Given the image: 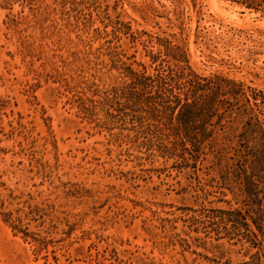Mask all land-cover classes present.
I'll return each instance as SVG.
<instances>
[{
  "label": "rangeland",
  "instance_id": "obj_1",
  "mask_svg": "<svg viewBox=\"0 0 264 264\" xmlns=\"http://www.w3.org/2000/svg\"><path fill=\"white\" fill-rule=\"evenodd\" d=\"M60 1L0 0V203L10 193L21 196L6 208L22 207L29 231H15L0 214V264L248 260L253 250L247 245L197 233L189 220L203 208L238 207L243 197L229 192L219 200L197 191V180L188 185L187 171L173 167L174 159H137L147 156L145 148L118 137L119 127L109 131L104 111L96 120L85 117L75 98L97 99L123 80L107 56L97 58L106 40L97 36L107 5L133 30L176 34L200 70L264 91V10L230 0H97L98 8L79 0L81 13L69 15L61 13ZM118 44L127 55L138 50L123 60L147 59L140 42L124 36ZM257 112L264 120V101ZM200 176L207 181V174ZM29 205L46 214L26 216ZM162 219L175 228L164 230ZM171 233L187 238L190 248L167 245Z\"/></svg>",
  "mask_w": 264,
  "mask_h": 264
},
{
  "label": "trees",
  "instance_id": "obj_2",
  "mask_svg": "<svg viewBox=\"0 0 264 264\" xmlns=\"http://www.w3.org/2000/svg\"><path fill=\"white\" fill-rule=\"evenodd\" d=\"M230 1L256 11L264 10V0ZM89 2L98 8L97 0ZM59 5L62 14L70 15L74 11L81 13L84 2L62 0ZM52 11H58L57 7ZM101 21L105 29H98L97 38L106 40L98 48L97 58L107 56L110 69L119 70L123 80L97 93V99L75 95L79 111L91 120H96L98 111H104L109 131L113 127L128 131L127 135L121 131L118 137L123 136L136 148H145L147 156H136L137 159L154 161L156 156L165 161L174 159L173 167L187 171L188 185L197 180V191L219 200L229 192L243 197V204L238 207L195 210L198 214L189 220L197 233L204 232L217 241L227 239L233 245H247L249 251L253 250L248 260L226 264H264V120L257 112L264 101V91L223 72L200 70L176 34L161 36L133 30L131 21L123 20L120 13L115 18L111 16L109 5ZM124 36L133 44H142L141 56L146 60L122 59V56L134 58L138 51L127 55L119 49L118 43ZM206 163L209 164L204 171ZM200 172L208 175L207 181H202ZM19 198L13 193L4 198L0 214L15 231L29 236L21 214L24 209L6 208V202L13 204ZM28 208L26 216L46 214L45 208L31 205ZM162 221L164 230L175 228L169 226V219ZM169 239L167 245L179 243L183 251L190 248L188 239L179 233H171ZM33 240L45 242L36 235Z\"/></svg>",
  "mask_w": 264,
  "mask_h": 264
}]
</instances>
